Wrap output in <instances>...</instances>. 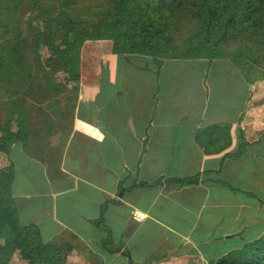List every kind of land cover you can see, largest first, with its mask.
I'll use <instances>...</instances> for the list:
<instances>
[{
	"label": "crops",
	"instance_id": "1",
	"mask_svg": "<svg viewBox=\"0 0 264 264\" xmlns=\"http://www.w3.org/2000/svg\"><path fill=\"white\" fill-rule=\"evenodd\" d=\"M90 44L63 138L5 154L19 223L97 264H218L264 241V69Z\"/></svg>",
	"mask_w": 264,
	"mask_h": 264
},
{
	"label": "trees",
	"instance_id": "2",
	"mask_svg": "<svg viewBox=\"0 0 264 264\" xmlns=\"http://www.w3.org/2000/svg\"><path fill=\"white\" fill-rule=\"evenodd\" d=\"M79 1L61 0L59 23L50 10L39 9L44 18L39 30L46 25L49 33L44 44L57 58L48 61L77 84L81 50L98 41L109 42L114 54L155 60L243 57L242 65L264 69V0H110L109 14L92 23L76 12ZM53 28L60 34L63 49L55 48L50 40ZM37 34L35 49L44 36L41 31ZM231 43L238 44V52L225 54ZM3 49L7 52L1 51L0 65L7 62L12 69L22 65L19 44ZM22 135L20 123L16 132L5 130L0 151L7 153L12 144L23 142ZM12 173L11 168L0 170V264H9L16 254L26 264H60L68 247L44 244L35 225L19 223L9 190ZM218 264H264V241L250 244Z\"/></svg>",
	"mask_w": 264,
	"mask_h": 264
},
{
	"label": "rangeland",
	"instance_id": "3",
	"mask_svg": "<svg viewBox=\"0 0 264 264\" xmlns=\"http://www.w3.org/2000/svg\"><path fill=\"white\" fill-rule=\"evenodd\" d=\"M60 2L61 0H0V53L6 51L3 48L19 44L24 58L22 65L13 69L7 62L0 65V138L4 136L5 130L18 131V123H20L23 139H30L28 146L32 154L35 153L40 157L42 148L45 147L43 145L47 148L56 144L60 137L63 138L58 134L64 132L61 131L62 122L69 119L73 111V103L80 96V82L77 84L62 68L48 61L51 59L56 62L57 58L53 54L54 51L44 44L49 34L45 30L46 25L39 30L44 21L39 9L50 10L52 18L59 23L57 6ZM77 6L76 12L90 23L102 20L111 9L110 0H81ZM38 31L44 36L35 49L33 44ZM52 31L51 39L49 37L52 44L59 50L63 49L59 32L56 28ZM237 45L231 43L226 48L225 54L234 55L239 49ZM93 49H96L95 45L86 44L81 54L86 52V55L91 56ZM90 59L95 62L92 57ZM238 59L246 60L243 57ZM79 75L80 79L84 76L81 69ZM14 117L16 121L12 120ZM5 154L7 153L0 151V170L9 168H3L7 165V162L3 163ZM54 245L62 246L58 243ZM69 251L68 248V251L62 252L60 264H97L92 256L89 261L85 259L87 254L82 248L77 247L76 255ZM80 258L83 260L81 261ZM9 264H26V262L16 254Z\"/></svg>",
	"mask_w": 264,
	"mask_h": 264
},
{
	"label": "built area",
	"instance_id": "4",
	"mask_svg": "<svg viewBox=\"0 0 264 264\" xmlns=\"http://www.w3.org/2000/svg\"><path fill=\"white\" fill-rule=\"evenodd\" d=\"M138 215H142L143 218L142 219H139L138 218ZM130 216H131V219L133 222H136V223H141L142 221H144L145 219V215L137 210H133L130 212Z\"/></svg>",
	"mask_w": 264,
	"mask_h": 264
},
{
	"label": "bare ground",
	"instance_id": "5",
	"mask_svg": "<svg viewBox=\"0 0 264 264\" xmlns=\"http://www.w3.org/2000/svg\"><path fill=\"white\" fill-rule=\"evenodd\" d=\"M36 188H37V187H36ZM34 189H35V188H34ZM14 190H15V188H14ZM14 190H13V195H14V193H18V192H17L18 190L15 191V192H14ZM19 190H20V189H19ZM22 190H26V189H23V188H22ZM27 190H28V189H27ZM29 190H30V189H29ZM11 191H12V190H11ZM43 191H44V190H42V192H43ZM32 193H33V192H32ZM35 193H36V192H35ZM46 193H47V192H46ZM18 194H19V193H18ZM23 194H25V192L23 193V191H22V195H23ZM33 194H34V193H33ZM33 194H32V195H33ZM11 195H12V194H11ZM20 195H21V193H20ZM28 195H30V194H28ZM15 196H16V195H15ZM46 206H47V205H46ZM49 206H50V205H49ZM50 207H51V206H50ZM45 208H46V207H45ZM44 211H45V210H44ZM44 211H43V212H44ZM39 213H40V212H39ZM44 213H45V212H44ZM36 215L39 216L38 213H36ZM36 215H34V216H36ZM40 216H41V215H40ZM43 219H44V218H43ZM40 221H41V220H40ZM51 221H52V219H51ZM46 222H47V221H46ZM46 222H45V223H46ZM52 233H53V231H52Z\"/></svg>",
	"mask_w": 264,
	"mask_h": 264
},
{
	"label": "clouds",
	"instance_id": "6",
	"mask_svg": "<svg viewBox=\"0 0 264 264\" xmlns=\"http://www.w3.org/2000/svg\"><path fill=\"white\" fill-rule=\"evenodd\" d=\"M138 218H139V219H142V218H143V216H142V215H138Z\"/></svg>",
	"mask_w": 264,
	"mask_h": 264
}]
</instances>
